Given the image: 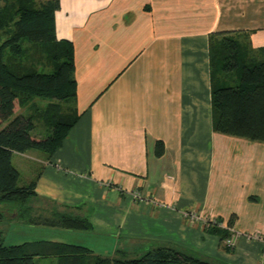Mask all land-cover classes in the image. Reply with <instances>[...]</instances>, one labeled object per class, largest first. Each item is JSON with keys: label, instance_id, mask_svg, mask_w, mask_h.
Returning a JSON list of instances; mask_svg holds the SVG:
<instances>
[{"label": "crops", "instance_id": "crops-1", "mask_svg": "<svg viewBox=\"0 0 264 264\" xmlns=\"http://www.w3.org/2000/svg\"><path fill=\"white\" fill-rule=\"evenodd\" d=\"M59 1L80 118L52 158L40 151L30 205L90 218L89 232L121 242L116 253L168 246L264 264V143L216 132L212 109L213 41L224 34L243 63L264 62V0ZM214 226L240 236L229 246Z\"/></svg>", "mask_w": 264, "mask_h": 264}, {"label": "trees", "instance_id": "trees-1", "mask_svg": "<svg viewBox=\"0 0 264 264\" xmlns=\"http://www.w3.org/2000/svg\"><path fill=\"white\" fill-rule=\"evenodd\" d=\"M59 9V0H0V207L4 206L0 221L24 218L30 225L89 232L93 224L88 218L61 210L69 207L33 208L30 201L36 196L38 177L20 186L21 175L12 161L14 154L31 150L52 158L80 118L75 107V50L72 42L57 39ZM217 36L221 37L213 41L214 130L264 143V62L243 63L238 43L224 34ZM27 45L43 48L51 73L38 71L39 62H23ZM225 74L236 75L234 86H226L221 76ZM216 227L213 232L223 241L231 237ZM2 239L0 232V264H215L168 246L152 248L133 259L126 253L104 258L79 245L5 246Z\"/></svg>", "mask_w": 264, "mask_h": 264}, {"label": "rangeland", "instance_id": "rangeland-1", "mask_svg": "<svg viewBox=\"0 0 264 264\" xmlns=\"http://www.w3.org/2000/svg\"><path fill=\"white\" fill-rule=\"evenodd\" d=\"M37 1L42 2L44 0ZM1 38L2 35L0 34V40ZM27 48L28 49L26 50V53L22 59L23 62L27 64L31 62L37 64L39 62L36 68L38 71L51 73L52 70L48 66L47 57L44 54L43 48L30 45H27ZM29 56H32L33 61ZM32 65L34 64L32 63ZM225 77H227L226 74L224 75L226 86H231L230 78L228 77V79L225 80ZM42 104L45 105L46 103L43 102ZM42 155L43 153H41L40 151L31 150L26 153L25 157L18 154H15L13 156V165L21 175L19 183L20 186L28 183V176L30 172H32L34 169L38 170V166H40L38 159ZM132 195L135 197V194ZM61 210L72 211L70 208H62ZM97 228L99 229V231L103 230L102 226H98ZM93 229L95 228L93 227L92 230ZM108 230L109 229H107L106 232H108ZM111 230H115V227L111 228ZM0 232L3 234L2 243L5 246L21 245L24 243H32L36 245L46 243H64L83 246L87 249L91 248L96 251V255L104 258L115 257L118 254L116 253V248H118L121 244V242L119 243L118 239L113 235L109 236V234H102L101 232H81L76 230H67L47 226L30 225L24 218L10 219L6 217L5 220L0 221ZM115 232H118V230H116ZM129 250L138 251L140 249L137 246L133 245ZM143 254L144 253H126L129 259L138 258Z\"/></svg>", "mask_w": 264, "mask_h": 264}, {"label": "built area", "instance_id": "built-area-1", "mask_svg": "<svg viewBox=\"0 0 264 264\" xmlns=\"http://www.w3.org/2000/svg\"><path fill=\"white\" fill-rule=\"evenodd\" d=\"M135 197H138V195H135ZM139 198H140V196H139ZM186 215H190V217L192 218V219H198L199 217L198 216H196L195 214H190V213H186ZM225 229H227L230 233H231V237L229 238V239H227L226 241H227V244L229 245V246H231L232 244H233V242H234V239H235V237H237V236H240V234L238 233V232H236L234 229H232L231 227H225ZM249 238H257V239H260V237L259 236H256V237H254L253 235H251V234H249V235H247Z\"/></svg>", "mask_w": 264, "mask_h": 264}]
</instances>
